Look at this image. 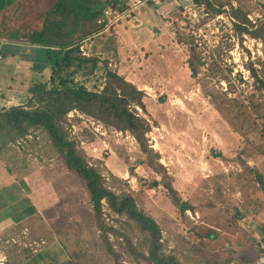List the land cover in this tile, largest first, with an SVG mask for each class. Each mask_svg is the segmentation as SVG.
Segmentation results:
<instances>
[{
    "label": "rangeland",
    "instance_id": "obj_1",
    "mask_svg": "<svg viewBox=\"0 0 264 264\" xmlns=\"http://www.w3.org/2000/svg\"><path fill=\"white\" fill-rule=\"evenodd\" d=\"M118 1L123 8L121 19L88 36L81 43L83 50L88 57L107 60L109 68L143 91L145 110L137 107V112L150 123L147 142L177 196L191 208L180 211L173 204L162 176L143 163L145 157L129 132L72 110L65 119L70 138L85 159L100 170L106 186L130 193L138 208L156 220L165 253L183 259L189 243L197 248L196 232L212 229L216 236L201 240L215 264L228 259L229 264H251L263 225L264 192L256 176H264V135L244 132L230 113L216 107L202 82L190 76L186 47L177 42L175 31L198 25L206 40L232 42L225 56L233 64L235 91L228 94L246 102L254 96L263 104L264 113V93L257 90L247 68L252 62L262 74L259 61L264 62V44L245 33L239 43L228 15L230 5L238 6L251 22H258L264 19V0H212L216 5L218 1L225 4V12L219 15L194 0ZM16 50V55L0 57V108L24 103L30 77L36 72L30 70L28 51ZM101 62L99 68L78 72L76 79L90 89L99 88ZM39 73L36 78L45 80L49 69L43 65ZM217 87L225 90L227 83L222 81ZM263 121L257 120L259 124ZM23 178L32 184L37 201L46 198L48 208L40 210L38 203V214L31 221L0 230V264L35 261L38 255L33 256L45 247L48 235L60 244L61 264H116L101 245L83 181L67 169L43 130L8 142L0 150V186L15 182L0 192L1 215H18L27 204ZM154 181L158 183L151 187ZM50 214L56 219L48 217ZM103 217L116 228L131 224L110 212L105 203ZM48 218L50 223L56 221L55 225L48 223ZM125 232L132 245L140 247L142 235L137 229L125 226ZM107 236L112 249L120 253V264H141L125 252L123 237L111 232Z\"/></svg>",
    "mask_w": 264,
    "mask_h": 264
},
{
    "label": "trees",
    "instance_id": "obj_2",
    "mask_svg": "<svg viewBox=\"0 0 264 264\" xmlns=\"http://www.w3.org/2000/svg\"><path fill=\"white\" fill-rule=\"evenodd\" d=\"M194 1L199 5L203 4L212 14L225 12L223 2L218 1L216 5L212 0ZM108 4L123 9L118 0H0V37L4 39L0 42V57H4L6 53L16 55L17 48L26 49L29 53L26 58L31 60L30 70L36 71L30 77L28 97L24 103L0 108V150L8 142L16 141L33 131L43 130L67 169L83 181L95 215V227L99 231L101 245L116 264H120V253L112 249L108 232L116 237H123L125 252L137 263L215 264L216 260L210 259L205 253L202 245L204 242L201 240L203 237H215L216 233L212 229L200 228L196 232L199 237L197 248L190 247L189 243V248L182 254L183 259H178L175 254L165 253L161 230L156 220L138 208L130 193L115 192L105 185L100 170L85 159L65 127L67 114L74 110L118 131L129 132L145 157L143 163L162 176L161 181L173 204L180 211L191 208L177 196L147 142L146 134L150 130V123L137 112V107L145 110L143 91L116 70L109 68L107 60L101 62L98 58L81 53L80 43L104 28L103 9ZM228 15L239 43L245 33L260 39L264 44V19L253 23L245 10L232 5ZM195 27L188 31L181 28L175 31L177 42L186 47L190 76L202 82L206 94L216 107L230 113L239 129L264 135V121L260 124L257 122L264 118L261 111L263 104L253 95L246 102L228 94L229 91H235L231 82L233 64L226 58V51L233 43L229 40L225 43L221 40L210 42L198 32V25ZM19 40L24 42L20 44L17 42ZM98 62L102 63L98 80L100 86L90 89L83 81L76 79V76L80 71L85 73L86 70L89 72L99 68ZM259 63L262 65V74H259L252 62H249L247 68L257 90L264 93V62ZM43 65L49 69V75L45 80L37 79L35 75L40 74ZM237 76L243 80L239 72ZM222 81L227 83L225 90L217 87L221 86ZM256 179L264 192V176L257 174ZM157 183L154 181L151 187ZM104 203L110 212L125 217L131 224L124 223L116 228L106 222L103 217ZM125 226L136 228L142 235L140 247L132 245ZM261 229L262 226L260 232ZM229 263L228 259L223 264Z\"/></svg>",
    "mask_w": 264,
    "mask_h": 264
},
{
    "label": "crops",
    "instance_id": "obj_3",
    "mask_svg": "<svg viewBox=\"0 0 264 264\" xmlns=\"http://www.w3.org/2000/svg\"><path fill=\"white\" fill-rule=\"evenodd\" d=\"M99 33H100V31H99ZM13 183H15V182H13ZM13 183L11 182V183H8L5 185H1L0 186V192H1V190L5 189L6 187L11 186ZM21 183L25 184L24 187L26 189L25 196L27 198V204H23V206L21 208L22 211L19 212L18 215L17 214L16 215H12V214L10 215V213L1 215V213H0V230H4L6 227H8L10 225H17V224H20V223H23L26 221H31V219L33 217H35V215L38 214V208H39L38 203L41 205L40 210L45 211L48 208L47 200H45L46 198H44V199L39 198V200L37 201V197H35V195H34L32 184L30 183L29 180L23 178ZM44 183H45V181H43V184ZM21 186H23V185L21 184ZM21 191H22V189H21ZM2 200H4V199H2ZM56 202H59V200ZM56 202H54V203H56ZM2 206H4V205H2ZM48 217H50V218L53 217L54 219H56V217L52 214L48 215ZM50 218L46 219V221L47 222L51 221V220H49ZM63 221H64V219H63ZM55 222H52V223L48 222V223L55 225ZM48 237L50 238L49 240H48ZM48 237L46 236L47 241H46L45 247L39 249L38 252H36L34 254L33 257L38 255L37 259L35 261H32V259L29 260V264H61V262L63 260L62 255H61L62 250L61 249L57 250V247L59 248L60 244L56 240V238L50 237L49 235H48ZM59 250L61 253L59 252ZM33 257H31V258H33Z\"/></svg>",
    "mask_w": 264,
    "mask_h": 264
},
{
    "label": "built area",
    "instance_id": "obj_4",
    "mask_svg": "<svg viewBox=\"0 0 264 264\" xmlns=\"http://www.w3.org/2000/svg\"><path fill=\"white\" fill-rule=\"evenodd\" d=\"M121 14H122V10H120L118 8L111 7V6L105 7L103 9V20H105V24H104L103 29L107 30L111 26H113L118 20L121 19V17H122ZM81 43L79 45L81 53L83 55L87 56V53L84 52L83 46ZM251 264H264V214H263L262 229H261L260 235L257 239V255Z\"/></svg>",
    "mask_w": 264,
    "mask_h": 264
}]
</instances>
